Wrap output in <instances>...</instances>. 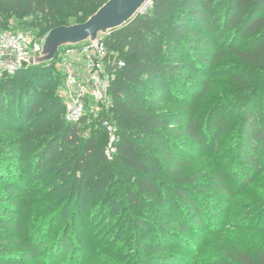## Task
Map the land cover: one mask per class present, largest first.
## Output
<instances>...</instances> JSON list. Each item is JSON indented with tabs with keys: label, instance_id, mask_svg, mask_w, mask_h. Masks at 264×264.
Instances as JSON below:
<instances>
[{
	"label": "trees",
	"instance_id": "16d2710c",
	"mask_svg": "<svg viewBox=\"0 0 264 264\" xmlns=\"http://www.w3.org/2000/svg\"><path fill=\"white\" fill-rule=\"evenodd\" d=\"M95 1L97 4L91 14L78 15L74 6L69 8L68 0H0V25L7 26L10 15L40 19L50 29L83 23L109 0ZM86 2L88 7L93 4L92 0ZM152 2L147 12L138 14L105 36L116 62L123 60L125 66L116 69L109 90V108L103 105L99 112L89 111L79 123H70L65 118V104L58 94L64 77L55 60L40 67L29 65L15 75L0 77V86L4 88V92L0 91V130L14 136H9L8 140L0 136V229L6 223L15 231H22L26 237L21 221L28 216L27 211H38L40 217L35 216L36 222L31 223L26 249L40 264H83L91 249L89 236L78 239L71 234L69 227L63 231L52 227L57 222V215L65 217L69 204L63 197L57 202L53 199L58 191L62 196L67 189L48 190L33 186V182L42 181L47 176L48 172L44 171L49 166H55V175H59L61 180L69 181L74 176L71 171L75 172V177L78 173L74 187L81 190L86 185L99 189L101 194L119 184L121 186L117 189L125 195L124 201L129 199L136 205L142 204V194L163 206L168 204L166 195L179 196L187 213L175 212V224L147 227L136 222L147 231L156 228L159 236L164 235V246L181 240L182 245L189 247L192 241L188 234L203 229L207 221L206 211L199 201L191 197V186L197 187L200 193L209 191V187L199 181L200 174L185 175L183 166L190 161H182V156L188 154L189 147H204L210 135L212 140H217L219 134L226 130V125L225 120H217L214 113L205 122L196 113L194 90L189 88L190 84L196 85V80L188 69L192 67L196 72L197 65H192L194 60L186 62L174 58L173 52L163 58L167 45L174 47L173 38L185 35L187 49H196L197 52L193 58L190 51L184 49V55L197 59L201 65L213 64L215 60L211 56L214 54L218 59L219 52L224 51L220 48L222 45H227L229 57L242 65L244 73L230 76L247 91L239 100L242 139L237 144L236 153L249 168L258 173L262 171L264 103H261L258 93L264 91V0ZM62 9L72 11L76 18H66L61 13ZM173 15L175 24L169 35L164 26L170 24ZM51 68V80L48 81L47 74L38 77L28 75L27 80L34 77L33 80L31 78L32 87L20 94L12 91L13 81L19 79L22 72ZM204 85L201 87H207ZM182 89H186L190 96ZM106 123L117 128L116 152L112 159L106 154L111 140ZM212 146L216 151L218 142ZM35 150L38 152L34 168L24 175L27 154ZM188 157L190 154L185 156ZM158 158L160 162L169 164L170 172L177 173L174 183L166 184L151 173V165H156ZM133 179L137 192L123 186V181ZM217 179L218 191L229 193L223 173H218ZM242 180L247 187L254 178L246 171ZM17 193L22 195L18 197ZM34 200L38 203V210L27 204L29 201L34 204ZM167 207L172 209L173 205L170 203ZM17 208L19 211L16 213ZM208 208H211L210 202ZM152 245L153 242L141 240L135 248L140 254L141 264H182L179 254L170 251L169 247ZM222 252L228 263L264 264V251L254 257L238 245ZM5 257L0 255V264H6L3 261ZM134 259L133 264H139L136 257ZM220 260L225 262L222 258Z\"/></svg>",
	"mask_w": 264,
	"mask_h": 264
},
{
	"label": "rangeland",
	"instance_id": "374dc122",
	"mask_svg": "<svg viewBox=\"0 0 264 264\" xmlns=\"http://www.w3.org/2000/svg\"><path fill=\"white\" fill-rule=\"evenodd\" d=\"M92 1L93 4L90 7L87 6L89 4L86 0H68V5L69 8L74 6L73 9L78 15L83 13L91 14L97 4L95 0ZM61 13L70 20L76 18L74 13L68 9H62ZM174 18L175 15H173L170 24L164 26L166 33L169 35H171L174 28ZM7 30H25L41 48L52 29L43 25L40 19L25 15H10L7 26L2 27L0 25V33ZM111 32L113 30L106 35ZM208 36L210 40L214 41L212 36ZM172 41L174 42V47L167 45L163 58L173 52L174 58L186 62L194 60L192 65H197L198 69H196V72L192 67L188 69L193 79L196 80V87L189 85V88L194 90L196 113L202 116L203 122L207 120L211 113H214L216 119L223 118L226 125V130L219 134L217 140H212L210 135L204 147H189L190 149H188L187 153L190 154V157L185 158V156H188L186 153L182 156V161H190L183 166L182 170H184L185 175L195 176L200 174L199 181L209 187V191L200 193L197 187L191 186V197L199 201L201 206H204L207 221L203 229H197L188 234L192 241L189 247L182 245L183 241L181 240L169 245L165 244L164 246L162 238L164 235L159 236L158 231H155L156 228L147 231L145 227L142 228L136 225V222L139 221L147 227L175 224L177 222L175 212L187 213L184 201L179 196L176 194L166 195L168 204L163 206L158 204L157 200L152 201L148 195L142 194L140 195L142 204L136 205L132 204L129 199L124 201L125 195L117 189V187L121 186L119 184L112 187L108 192L104 191L101 194L98 193L99 189L88 188L86 185L81 190L78 189L79 187H74L76 177L79 176L78 173L75 177V172L71 171L74 176L70 177L69 181L61 180L58 177L59 175H55V166H49L44 171L48 172L47 176L42 181L33 182V186L36 188L43 187V189L46 188L48 190L52 188L58 190L60 188L67 189L64 191V195L61 196V192L58 191L53 197L56 200L55 202L58 201V198H65L67 204H69V210L65 217H62L61 214L57 215V222L52 227L54 229L58 228V231H63L65 227H69L71 228V234L75 238L82 239L87 236L91 238V249L88 258L83 264H133L135 257L141 264L140 254L135 249L141 240L149 243L153 242L152 246L154 247L158 245L162 246V248L169 247L170 251L179 254V262L182 264H234L227 262L222 251L238 245L250 252L254 257L264 251V150L261 157L262 171L260 173L249 168L247 164L242 163L236 153L237 144L242 139V113L239 110V100L247 91L238 86L230 76L243 72L242 65L235 58L229 57L226 51L227 45L220 47L224 51L219 52L218 59H216L214 54L211 56L215 60L213 64L205 66L197 63V59H193L197 50L187 49V38H185V35L181 38H173ZM243 41L245 40H241V42ZM194 45H197V42ZM184 49L190 51L189 53L193 58L184 55ZM45 65L47 63H42L38 66ZM51 70L52 68L46 71L30 70L22 72L20 78L13 81L12 85L14 87L12 91L19 94L21 91L22 93L25 92L32 87L33 78L41 74H47L48 81L51 80ZM28 75L34 76L31 77L32 80L31 78L27 80ZM203 83L207 87L202 88ZM3 89L0 86L1 92H4ZM182 91L187 96H190L186 89H182ZM263 95V90L258 93V98H260L262 104L264 103ZM12 106L15 107V105ZM15 109L17 108L13 110L17 111ZM95 109L98 111V108ZM34 120L35 117L32 118V121ZM87 130L89 131L90 128ZM0 136L5 140H8L9 136L14 137L3 133L2 130H0ZM216 142H218V147L216 151H213L212 145ZM191 150H193L195 155H193ZM37 152L38 150H35L27 154V161L23 169L24 175L33 170ZM155 154L158 156L156 152ZM159 158L156 165H151V173L158 180L166 182V184L174 183L177 173L170 172L168 170L170 169L169 164L160 162ZM245 170L254 178L253 182L247 187L244 186V181L242 180ZM218 173H223L229 186V193L218 191ZM131 177L133 176L131 175ZM123 186H129L134 192H137L134 179L123 181ZM21 195L17 193L16 196L20 197ZM37 199L39 200V198ZM34 201V204H32L33 201H29L27 204L36 210L38 203H36V200ZM209 202L210 209L208 208ZM170 203L173 205V210L167 207ZM18 211L19 208L15 210L16 213ZM37 212L27 211L26 213L31 217L28 218L27 216L25 220L21 221L25 232H27L26 237H23L22 231H15L12 226H8L6 223L0 229V255L7 256L3 260L6 264H40L26 249V240L30 234L31 223L34 224L36 222L35 216L40 217ZM73 222L75 226H73ZM87 228L95 229L86 231V233L83 230ZM160 233L163 234V232ZM2 236L5 237L4 240L1 239ZM221 258L225 262L221 263ZM143 263L147 264L146 262Z\"/></svg>",
	"mask_w": 264,
	"mask_h": 264
},
{
	"label": "built area",
	"instance_id": "2783aa9c",
	"mask_svg": "<svg viewBox=\"0 0 264 264\" xmlns=\"http://www.w3.org/2000/svg\"><path fill=\"white\" fill-rule=\"evenodd\" d=\"M152 4V0H147L138 14L147 12ZM105 36L106 34L101 35L95 41L87 40L63 46L54 59L57 69L64 77L58 94L65 104V118L70 123H79L89 111L99 112L103 105L109 108L111 104L109 90L115 79L116 69L124 67L125 62H116ZM40 51V46L25 30L1 32L0 77L15 75L32 65L30 60L38 56ZM107 125L111 140L106 154L112 159L116 152L117 128L112 124Z\"/></svg>",
	"mask_w": 264,
	"mask_h": 264
},
{
	"label": "water",
	"instance_id": "95a60500",
	"mask_svg": "<svg viewBox=\"0 0 264 264\" xmlns=\"http://www.w3.org/2000/svg\"><path fill=\"white\" fill-rule=\"evenodd\" d=\"M146 1L109 0L86 22L53 28L43 42L39 55L30 60L31 64L50 63L61 47L95 41L101 35L122 27L137 16Z\"/></svg>",
	"mask_w": 264,
	"mask_h": 264
}]
</instances>
